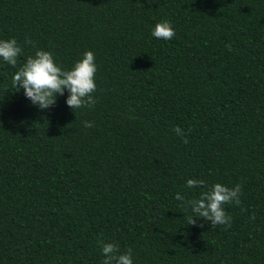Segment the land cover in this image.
Listing matches in <instances>:
<instances>
[{
    "label": "trees",
    "instance_id": "1",
    "mask_svg": "<svg viewBox=\"0 0 264 264\" xmlns=\"http://www.w3.org/2000/svg\"><path fill=\"white\" fill-rule=\"evenodd\" d=\"M164 20L171 40L151 35ZM11 38L22 54L16 68L0 59V264H101L99 241L131 248L133 264H264V0H0ZM37 50L63 69L92 51L95 105L72 110L65 90L41 110L16 91ZM215 183L241 185L231 226L188 225L176 194Z\"/></svg>",
    "mask_w": 264,
    "mask_h": 264
},
{
    "label": "clouds",
    "instance_id": "2",
    "mask_svg": "<svg viewBox=\"0 0 264 264\" xmlns=\"http://www.w3.org/2000/svg\"><path fill=\"white\" fill-rule=\"evenodd\" d=\"M151 35L156 39L171 40L176 32L170 21L164 20L154 25ZM25 44H33L25 39ZM33 46H35L33 44ZM229 47L230 45H226ZM22 54V48L15 38L0 40V59L6 64L16 68L18 57ZM96 57L92 51L84 52L82 58L74 63L70 69H63L59 66L52 53L44 50H37L34 55L26 58V61L12 76V85L19 91L23 89L24 96L36 105L39 109H48L56 103L57 94L63 95L68 92L66 105L74 109L92 107L96 100L93 93L96 91ZM85 128L93 127V122L84 121ZM178 136H186L179 127L173 129ZM187 143V139H184ZM188 188H204L203 180L188 179ZM241 185L236 184L229 188L220 183L213 184L206 191H202L198 199L185 200V197L177 193L175 199L182 202V206L191 214L188 216V225H196L197 219L203 218L210 222L211 228L218 225L230 227L232 217L225 211L226 204H241ZM254 218V217H253ZM100 245L103 260L101 264H133L132 249L128 248L123 254L120 253L118 245L114 243L98 242Z\"/></svg>",
    "mask_w": 264,
    "mask_h": 264
}]
</instances>
